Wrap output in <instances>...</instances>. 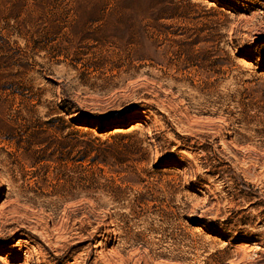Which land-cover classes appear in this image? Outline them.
Listing matches in <instances>:
<instances>
[{
    "label": "rangeland",
    "instance_id": "obj_1",
    "mask_svg": "<svg viewBox=\"0 0 264 264\" xmlns=\"http://www.w3.org/2000/svg\"><path fill=\"white\" fill-rule=\"evenodd\" d=\"M0 264H264V0H0Z\"/></svg>",
    "mask_w": 264,
    "mask_h": 264
}]
</instances>
